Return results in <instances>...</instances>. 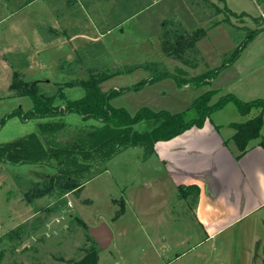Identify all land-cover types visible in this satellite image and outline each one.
Instances as JSON below:
<instances>
[{
  "label": "rangeland",
  "instance_id": "374dc122",
  "mask_svg": "<svg viewBox=\"0 0 264 264\" xmlns=\"http://www.w3.org/2000/svg\"><path fill=\"white\" fill-rule=\"evenodd\" d=\"M228 2L253 16L264 11V0ZM215 4L224 7L220 0H0V144L37 132L46 147L73 149L100 126L70 114L60 119L63 130L42 135L40 120L9 116L33 107L31 97L22 95L23 84L38 82L44 95L62 92L76 100L85 95L84 88H65L66 83L112 73L101 84L103 91H110L132 87L157 71L187 78L227 63L258 26L247 16L221 13ZM179 28L186 30L180 48L171 37L166 43L171 50L166 51L161 36ZM199 28H206V37L195 47L182 46L187 33ZM108 30L102 41L93 39ZM241 56L243 63L256 60L264 68V30ZM144 59L151 62L138 65ZM256 73L263 75L261 70ZM216 86L179 87L166 78L122 93L111 104L132 115L143 107L179 113ZM244 119L233 103L212 115L216 124ZM138 129L146 128L141 124ZM173 157L184 170L202 167V160L209 167L204 157ZM49 164L0 165V264H74L95 246L89 227L103 222L114 239L105 250L98 246V264H263V211L223 226L213 236L214 228L195 212L194 190L181 198V185L170 173L175 168L157 154L144 159L143 148H128L98 168L71 176L65 171L77 165L60 169L56 159Z\"/></svg>",
  "mask_w": 264,
  "mask_h": 264
},
{
  "label": "trees",
  "instance_id": "16d2710c",
  "mask_svg": "<svg viewBox=\"0 0 264 264\" xmlns=\"http://www.w3.org/2000/svg\"><path fill=\"white\" fill-rule=\"evenodd\" d=\"M220 1L222 2V0ZM30 2L26 3L29 4ZM215 7L216 10H222L221 13L225 11L227 15L238 17L235 13L228 10L226 6L220 9L215 4ZM241 15L248 16L246 14ZM251 20L258 27L252 30L247 35V39L235 49L229 61L199 75H191L186 78L169 71H157L153 77L142 80L132 87L103 91L101 84L115 75L106 73L76 83H66L65 88L75 86L84 88L85 95L76 100L66 98L62 92L59 95H44L40 92L38 84H36L38 82L31 85L23 84L22 95L31 97L33 107L27 112L17 109L9 116H19L24 121L32 119L40 120L38 128L42 135H51L63 130L66 125L64 122H60V119L70 114H78L82 121L86 122L96 120L100 123V126L88 132L81 142L73 146V149L46 147L36 133H31L11 143L0 144V165L10 164L18 166L22 164H35L50 166L49 162L52 159H56L60 169L67 165V163L78 166L75 170L65 171L71 176L73 172H80V174L85 173V170L88 172L90 166L98 168L104 162L112 159L117 153L128 148H143L144 159H149L156 153V145L159 142L173 140L193 128L202 129L208 121L213 122L212 115L214 113L223 110L230 103H233L238 112L246 117L247 120L242 123L230 124L235 133L230 140L225 141V144L231 146L236 152L238 159L255 146H260L264 149V135L262 134L264 125V99L262 98L246 102L240 100L232 93L216 97L220 91L209 90L196 98L185 111L171 113L169 111H154L143 107L134 115L124 108H115L111 104L112 99L122 93L143 89L154 82H159L166 78L176 80L179 87L210 84L221 71L233 65L241 56L246 46L264 30V23L262 22L264 20V11L258 17H251ZM177 31H179V34ZM185 31L181 28L175 32L173 30L166 31L161 36V45L169 52L171 49H167L166 43L173 37L175 41L174 47L180 48L181 40L179 38L183 37V32ZM205 31H207L206 28H199L192 32V35L187 33L188 37H185L182 46L186 45L188 48L194 45L195 47L197 42L206 37ZM175 36L177 37L175 38ZM175 50L178 51L179 49ZM215 98L219 99L214 102ZM58 99L62 100L63 104H58ZM141 124L145 125V130L138 129V126ZM214 126L218 131H221L223 128L222 125L216 123H214ZM77 188H79L78 185L72 187L70 190ZM179 190L181 198H186L189 191L194 190L195 200L196 202L198 201L200 195L198 186L182 185ZM97 250L98 244L95 242V246H92L89 252L81 260L74 262V264H98Z\"/></svg>",
  "mask_w": 264,
  "mask_h": 264
},
{
  "label": "crops",
  "instance_id": "0c3cea01",
  "mask_svg": "<svg viewBox=\"0 0 264 264\" xmlns=\"http://www.w3.org/2000/svg\"><path fill=\"white\" fill-rule=\"evenodd\" d=\"M222 2L237 16L246 14L250 19L258 17L250 15L247 10H234L228 0ZM262 14L263 10L259 16ZM134 15H131L129 20L134 18ZM109 31L99 32V35L93 39L97 42L102 41ZM122 34H125L124 29ZM82 36L88 37V35ZM147 60L138 61V65L145 64ZM242 61L243 56H240L233 65L224 69L212 80L210 85L214 82L217 85L213 90L220 91L216 97L232 93L246 102L264 99V68L259 69V64L254 63L256 60L253 62L245 60L244 63ZM115 68L118 69L119 65L115 64ZM139 68L143 67L139 66ZM258 70H261L263 75L256 73ZM259 76L262 79L261 77L255 79ZM230 124H220L223 128L218 131L214 123L208 121L202 129L193 128L173 140L159 142L155 154L163 159L166 166L172 165L175 168L176 172L170 173L173 174L177 184L199 187L200 195L195 212L198 219L207 222L209 228H214L213 236L220 232L223 226L235 225L263 211L259 218L263 226L260 228L259 234H261L264 230V149L255 146L238 159L231 146L225 144V141L230 140L235 133ZM262 134L264 135V125ZM173 156L204 157L209 161V167H204L202 160V167H195L191 171L184 170L179 166L178 161L174 162Z\"/></svg>",
  "mask_w": 264,
  "mask_h": 264
},
{
  "label": "water",
  "instance_id": "95a60500",
  "mask_svg": "<svg viewBox=\"0 0 264 264\" xmlns=\"http://www.w3.org/2000/svg\"><path fill=\"white\" fill-rule=\"evenodd\" d=\"M88 231L100 249L105 250L111 246L114 236L107 223L103 222L98 226L89 227Z\"/></svg>",
  "mask_w": 264,
  "mask_h": 264
}]
</instances>
